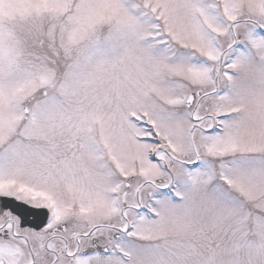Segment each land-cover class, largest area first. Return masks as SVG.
<instances>
[{"label":"snow or ice","instance_id":"6c2138e0","mask_svg":"<svg viewBox=\"0 0 264 264\" xmlns=\"http://www.w3.org/2000/svg\"><path fill=\"white\" fill-rule=\"evenodd\" d=\"M0 264H264V0H0Z\"/></svg>","mask_w":264,"mask_h":264}]
</instances>
